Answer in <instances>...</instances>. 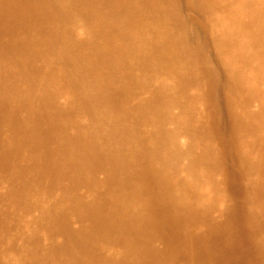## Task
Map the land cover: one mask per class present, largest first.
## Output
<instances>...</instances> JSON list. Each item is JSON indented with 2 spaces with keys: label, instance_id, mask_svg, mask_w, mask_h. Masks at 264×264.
Listing matches in <instances>:
<instances>
[{
  "label": "bare ground",
  "instance_id": "bare-ground-1",
  "mask_svg": "<svg viewBox=\"0 0 264 264\" xmlns=\"http://www.w3.org/2000/svg\"><path fill=\"white\" fill-rule=\"evenodd\" d=\"M184 4L0 0V264H264V0Z\"/></svg>",
  "mask_w": 264,
  "mask_h": 264
},
{
  "label": "rangeland",
  "instance_id": "rangeland-1",
  "mask_svg": "<svg viewBox=\"0 0 264 264\" xmlns=\"http://www.w3.org/2000/svg\"><path fill=\"white\" fill-rule=\"evenodd\" d=\"M179 5L181 7V14L183 16H185L184 0H179ZM198 31L200 32L199 36H200L201 43L203 44L205 51L207 50V52L211 56V60H212L214 50H213V46L211 43V38H210L208 32L204 31L201 27L198 29ZM189 40L192 43L195 42L193 30H191ZM225 79H226L225 74L220 71L219 77H218L219 82H218V86H217L218 89L216 91V95L214 96L213 93H212V95H211V93L209 94L208 106H209V108L211 107V105H213V108H215L217 106V110L219 113V115H218L219 121L222 122V125L228 126L229 121H228V117H227L226 92L223 88V85L225 83ZM209 119H210V121H212L211 114L209 115ZM210 135L215 138L216 148H217V152L219 154V150H221V149L218 147V143H217L218 141L216 140L217 136L215 134V131H213V129H210ZM214 147H215V145H214ZM222 163L226 164V163H229V161L227 162L226 159H222ZM224 189L226 191L225 197L227 198L226 202L224 203V207H225L226 212L228 211V214L231 215V223L235 226V224L238 223V217L236 215L237 214L236 210H238L237 209V199H236V196H235L234 191L232 189V185H231L230 181H228V180L225 181ZM212 264H227V263L224 262L220 258L218 261H216Z\"/></svg>",
  "mask_w": 264,
  "mask_h": 264
}]
</instances>
